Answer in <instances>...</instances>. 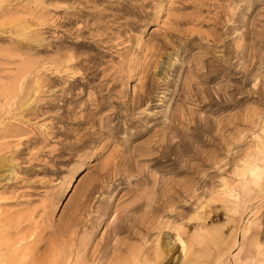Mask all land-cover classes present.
<instances>
[{
    "label": "rangeland",
    "instance_id": "1",
    "mask_svg": "<svg viewBox=\"0 0 264 264\" xmlns=\"http://www.w3.org/2000/svg\"><path fill=\"white\" fill-rule=\"evenodd\" d=\"M0 264H264V0H0Z\"/></svg>",
    "mask_w": 264,
    "mask_h": 264
}]
</instances>
